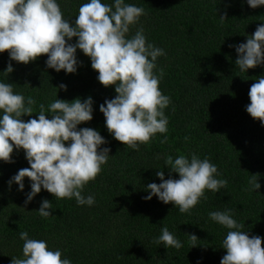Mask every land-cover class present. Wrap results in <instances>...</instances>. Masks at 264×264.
Segmentation results:
<instances>
[{
	"label": "trees",
	"instance_id": "obj_1",
	"mask_svg": "<svg viewBox=\"0 0 264 264\" xmlns=\"http://www.w3.org/2000/svg\"><path fill=\"white\" fill-rule=\"evenodd\" d=\"M65 19L75 20L79 7L87 0H58ZM113 4L114 0H103ZM145 9L139 22L131 27L134 35L144 29L147 42L163 48L166 55L157 59L154 72L163 70L159 88L171 97L165 109L168 132L157 133L139 151L118 141L109 133L100 104L114 98L115 85L104 86L91 59L77 49L78 71L57 72L46 65L47 54L27 64L12 60L14 70H5L9 52L0 53V81L12 83L15 92L37 101L34 113L21 119H38L39 105L46 107L57 98L69 102L91 96L94 113L91 121L78 127L100 131L112 155L95 180L83 189L93 194L95 204L78 205L75 198L57 199L43 189L27 205L30 178L25 189L11 187L8 180L20 169L30 167L23 149L12 153L13 161L0 160V264L22 258L24 241L30 238L48 241L59 248L72 264H220L227 250L221 247L229 229L209 217L212 211L231 209L234 219L244 225L250 236L264 237V125L247 112L251 86L264 76V66L241 72L235 64L238 53L229 45L246 42L259 24H264V5L252 8L247 0H126ZM227 13L226 19L220 16ZM74 37L71 42H75ZM67 85V91L60 88ZM51 118V113H46ZM166 142H161L164 136ZM68 142H66L67 144ZM196 153L216 164L228 184L220 192L205 191L206 198L190 213H181L174 204H165L148 194L146 185L160 183L156 172L165 179L179 178L170 173L165 157ZM159 156V159L157 158ZM256 175L261 187L248 191ZM52 202L53 215L43 218L37 209L43 199ZM167 226L183 247L166 248L154 238ZM191 234L198 239L192 246ZM264 246V241H262Z\"/></svg>",
	"mask_w": 264,
	"mask_h": 264
},
{
	"label": "clouds",
	"instance_id": "obj_2",
	"mask_svg": "<svg viewBox=\"0 0 264 264\" xmlns=\"http://www.w3.org/2000/svg\"><path fill=\"white\" fill-rule=\"evenodd\" d=\"M247 4L257 8L264 5V0H247ZM144 14L143 7L126 0H114L113 4L87 0L73 21L64 18L58 0H0V53L8 50L10 57L5 71L9 74L14 70L12 60L27 64L47 54L48 68L75 73L82 63L78 62L77 49L82 50L98 71V81L106 87L115 85L117 95L99 106L109 133L139 151L140 145L149 143L157 133L168 132L165 109L171 103V97L159 88L163 70L159 75L154 72L157 59L166 55L165 50L147 42L142 27L129 35ZM226 17V12L220 16ZM74 37L77 39L73 43ZM229 47H235L238 53L235 64L241 72L264 66V24H259L246 42ZM59 87L67 91L66 84ZM249 97L247 112L264 125V76L251 86ZM36 103L34 97L25 98L15 92L12 83L0 81V160L12 162L14 149H23L30 164L8 180L9 187L15 183L23 191L25 177L30 178L25 205L42 188L57 199L75 198L78 205H94L95 196L83 195V189L95 180L112 155L110 147H102L108 141L100 131L78 127L93 119V98H76L71 102L57 98L47 107L39 105L38 119H21L35 112ZM46 113H51V118ZM166 141L165 135L161 142ZM164 159L170 173H178L179 178L170 175L165 179L163 170L156 172L161 182L146 185L145 200L156 196L165 204H174L181 213H190L202 197L206 198V190L217 193L228 184L226 179L218 178L221 174L217 165L207 157L201 159L192 153ZM249 183L248 191L257 192L261 187L256 175ZM50 209H54L52 202L45 198L37 211L48 218L53 215ZM209 217L229 229L222 240L221 247L227 252L220 264H264V237L250 236L242 230L244 225L234 219L231 209L212 211ZM19 235L24 241L23 255L13 258L11 264H72L71 259L62 258L61 249H51L47 240L30 238L27 231ZM191 237V247L198 246V237ZM154 240L166 248L183 247L167 226Z\"/></svg>",
	"mask_w": 264,
	"mask_h": 264
}]
</instances>
